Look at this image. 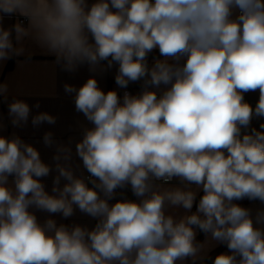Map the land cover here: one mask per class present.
I'll use <instances>...</instances> for the list:
<instances>
[{
  "label": "clouds",
  "instance_id": "9594fccd",
  "mask_svg": "<svg viewBox=\"0 0 264 264\" xmlns=\"http://www.w3.org/2000/svg\"><path fill=\"white\" fill-rule=\"evenodd\" d=\"M17 14L27 25L4 28V17ZM25 38L63 71L84 64L95 71L107 61L119 66L118 87L143 80V91H125L121 100L94 77L78 89L64 84L93 125L75 146L91 188L74 175L70 146L56 145L49 194L40 178L52 168L38 150L19 136H0V264H196L205 248L197 229L229 249L213 264H264V210L253 218L234 203H264V123L242 134L253 116L264 117V0H0V62L23 55ZM154 49L165 59L149 66ZM161 85L170 87L159 96L149 90ZM256 90L253 108L244 93ZM7 92L0 84V96ZM8 112L14 127L28 123L27 102L13 100ZM55 122L46 112L31 120L34 127ZM43 142L53 146L51 132ZM174 177L202 187L196 212V192L153 190V179ZM128 184L137 197L151 194L110 205ZM166 203L190 214L176 219ZM74 206L97 219L91 230L53 219L41 225L29 211L68 218Z\"/></svg>",
  "mask_w": 264,
  "mask_h": 264
},
{
  "label": "crops",
  "instance_id": "0c3cea01",
  "mask_svg": "<svg viewBox=\"0 0 264 264\" xmlns=\"http://www.w3.org/2000/svg\"><path fill=\"white\" fill-rule=\"evenodd\" d=\"M95 2V0H94ZM90 6L91 0H87ZM25 18L23 16L12 15L5 16L3 19V27L11 28L20 19ZM25 26L27 22L24 23ZM14 36V33H13ZM15 44V40L13 41ZM21 44L23 45L25 52L21 56H13L4 62H0V84H7L8 92L7 98L0 96V136L12 138L13 136H19L25 143L35 147L42 159L46 164L50 165L52 170L46 177L40 178L42 183L45 185V190L49 194L52 193L53 180L57 175L55 164L57 163L53 157L56 154V145H66L71 147V160L68 162L72 168L76 177L82 178L88 183L91 188L93 185L86 180L85 177L87 170L84 168L82 160L76 155V143L83 137L86 128H91L93 125L85 118V116L75 110L74 104V93L67 94L64 91V84L75 86L77 89L81 87L87 79L94 77L98 86L105 93L109 90H115L118 95L123 97L125 90H130L132 95H138L143 91V84L141 81H137L140 87H135L134 83H129L126 89L120 88L115 83V76L118 72V64H113L111 68L107 67V61L101 62L95 71H90L87 64L79 66L74 72H66L61 69L59 65L55 63V57L46 54L45 50L40 48L30 38H25ZM19 46V45H17ZM157 50V49H154ZM165 59L164 57H153L147 59L149 66H151L155 60ZM169 62H173L169 58ZM183 59L180 63H183ZM166 87L161 85L159 88L150 87L149 90L156 91L157 94H162ZM244 98L251 104H257L259 100V90L249 91L244 93ZM23 100L28 103L30 107V115L28 123L22 127H14L11 124V118L8 112V105L13 100ZM39 104V108L35 107ZM46 112L56 117L55 124L43 123L39 126H33L31 123L32 117ZM51 132L54 140V144L48 147L43 142L45 133ZM64 163V161H61ZM13 177H9V186L14 188ZM67 183L66 180L61 178L60 187ZM181 188L184 190H192L196 192V200L193 204L191 212H196L199 199L204 194L202 187L195 184H188L187 182H181L179 178H174L171 183H154L153 190L163 191L164 189ZM151 193H147L150 196ZM103 198V193H101ZM146 197H137L133 194L131 187L126 190L125 195L116 200H109V204H114L121 200H131L139 203ZM246 208L251 209L253 218L259 210H264V203L259 200L251 201L247 204ZM29 211L33 212L38 220V223L43 225L46 220L53 219L57 226L65 225L69 228L79 225L86 227L91 230L97 223V219L93 218L79 210L78 207L74 206V213L68 218H64L60 213H48L47 211L36 209L31 207ZM165 212L168 215L174 216L176 219L188 213L182 207L172 206L168 203L165 205ZM262 227L261 225H257ZM196 241L204 243L205 248L201 253L203 260L209 255V253L219 246L218 243L212 240L210 234H204L199 229L196 230ZM201 238L199 239V237ZM229 249L226 248L221 253H228ZM220 253V254H221ZM190 260V259H189ZM201 261V260H197ZM188 260L183 262H177V264H187Z\"/></svg>",
  "mask_w": 264,
  "mask_h": 264
},
{
  "label": "trees",
  "instance_id": "16d2710c",
  "mask_svg": "<svg viewBox=\"0 0 264 264\" xmlns=\"http://www.w3.org/2000/svg\"><path fill=\"white\" fill-rule=\"evenodd\" d=\"M91 3H94V0H91ZM153 57H162L159 53V49L157 50H153L152 52H150L147 56V59L149 58H153ZM135 87H140V84L139 82H134L133 84ZM244 101L245 102H248L245 98H244ZM256 105V104H255ZM255 105H253V108H255ZM264 123V117H255L253 116L252 118V121H251V124L249 126L248 129H244V132H250L251 129L255 128L257 130H262L260 129V125ZM251 202L250 200L248 199H243V200H238V201H234V203H237L239 204L240 206L242 207H245L247 206V204ZM205 233L202 232L201 236L204 235ZM201 236L199 237V239L201 238ZM226 245L225 244H220L219 246H217L216 248H214L207 257H205L204 260L202 261H197L196 264H213V260L214 258L220 254L222 251H224L226 249ZM187 264H192L191 260H188Z\"/></svg>",
  "mask_w": 264,
  "mask_h": 264
},
{
  "label": "built area",
  "instance_id": "2783aa9c",
  "mask_svg": "<svg viewBox=\"0 0 264 264\" xmlns=\"http://www.w3.org/2000/svg\"><path fill=\"white\" fill-rule=\"evenodd\" d=\"M19 21H20V22H23V23H26V22H27L26 18H22V19H20ZM141 84H143V80L141 81ZM125 91H127V92H129V93L131 94V91H130V90H125ZM125 91H124V92H125ZM157 95L159 96V94H157ZM247 103L250 104L252 107H253V105H255V104H251L250 102H247ZM174 178H175V177H174ZM174 178H173L171 181H168L167 183H171V182L174 180ZM85 179H86V180H90V174H87L86 177H85ZM158 182L166 183V182H164L163 180H155V179H153V180L151 181L152 184H154V183H158ZM130 187H131V185L128 184V185H126V186L123 187V188H117V189L115 190L114 195H113V198H112L111 200H116V199H120V198H122V197L125 195L126 190L129 189Z\"/></svg>",
  "mask_w": 264,
  "mask_h": 264
},
{
  "label": "rangeland",
  "instance_id": "374dc122",
  "mask_svg": "<svg viewBox=\"0 0 264 264\" xmlns=\"http://www.w3.org/2000/svg\"><path fill=\"white\" fill-rule=\"evenodd\" d=\"M243 132H244V129H242V134H243Z\"/></svg>",
  "mask_w": 264,
  "mask_h": 264
}]
</instances>
